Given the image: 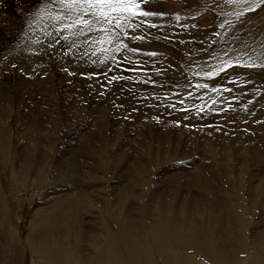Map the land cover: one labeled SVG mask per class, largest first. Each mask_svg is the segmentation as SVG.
Returning a JSON list of instances; mask_svg holds the SVG:
<instances>
[{
  "label": "bare ground",
  "instance_id": "6f19581e",
  "mask_svg": "<svg viewBox=\"0 0 264 264\" xmlns=\"http://www.w3.org/2000/svg\"><path fill=\"white\" fill-rule=\"evenodd\" d=\"M157 17L151 16V19L148 20ZM203 19L205 20V17ZM137 20L134 23L140 26L134 30L140 37L144 38V41L150 39L153 43L144 45L145 47L139 45L142 50L147 47L156 48L163 44L160 43V38L155 37L154 33L159 37L160 35H166L165 31L168 28L166 23L168 21L157 19L155 22L153 20L158 28L162 27L160 29L162 31L159 33V29L158 32H155L145 29L144 24L141 25L142 22L140 21H144L145 17L140 21ZM16 21H9L7 26L17 28L19 23ZM240 21L239 24H242ZM226 25L228 24L226 23ZM234 28H237V26ZM208 30L186 31L191 37H189L190 40L187 46L198 45L200 47L201 43L206 41L209 36L210 30ZM233 31L235 30L233 29ZM182 34L187 36L185 31ZM195 35L200 38L192 40ZM166 36L170 37L169 35ZM169 39L174 41L171 37ZM253 41L247 43V46L250 44L249 48L247 46L243 47L244 49L241 47L240 54L248 55L251 52L250 49H256L259 44H254ZM173 44L170 43V46L166 42L164 43V45L171 48H174L175 45ZM142 50H136L130 54L133 58L129 57L128 54H121L116 59H111L113 61L109 60L108 70L114 66L117 70L108 72L109 78H112L108 86L110 90L108 93L106 92V100L97 106L99 113L102 114V119L96 116V108H90L87 111L80 109V115L87 112L86 117H83L84 121L81 122L76 130L77 132L69 137L60 164L62 167L69 166L73 169L74 171L70 173L75 174L81 183L78 181L70 183L72 187L70 189L75 188V191L58 193L52 197L50 204L34 210L28 225L29 233L25 237L33 252L41 258L33 264H63L66 262L76 264H122L120 260L116 262V258L120 256V259L121 256H124L123 253L129 259H132V264H264V230L259 229L252 232L250 230V216L253 214L254 208L264 210V170L259 174V178L254 180L258 174L256 175L252 169H249L250 165L241 164L238 171H233V167L228 168L229 163L234 160L239 163L243 159L252 166L264 162V94L255 95L246 88L244 89V86H233L232 88V84L228 83L235 77L232 70L227 76L225 75L224 79L228 83L226 85L231 92L232 90L238 91V98L235 96L237 100L235 102L231 101L230 104L227 101L228 97L225 91L227 87L225 88V84H216L213 94H207L204 90L195 91V89L188 87L189 81H182L181 70H179V65L175 61L165 60L164 57H151L148 59V56L144 55ZM121 57L125 62L118 61ZM130 61H133L132 65H129ZM134 61L141 63L142 66L140 65V67L146 75V77L143 75L140 80L145 78L158 80L161 86L144 93L140 91L142 88L139 87L140 83L135 82V84L133 81L135 79L130 80L125 75L123 76V73L132 74L137 71L133 69L136 67ZM80 68L84 70L74 68L76 76L72 78L70 86H65V83L60 81L54 86L51 85L53 90L64 87L60 92V98H57L60 102L56 104L54 101L55 106L59 107L58 110L56 109L57 112L54 111V107H50L52 116L48 111L43 116L40 113V109L46 106L43 96L28 93V96L24 98L20 121L26 127L25 138L31 140L36 147H45L43 153L46 149L55 145L53 133L56 127V119L63 118L66 123L70 120V117L66 115V109L68 108V105L65 104L66 101L75 106L76 103L73 97L80 96L81 102L88 100L89 105L92 106L96 103L94 100L87 99V91L83 89L85 83L80 81V78L78 79L81 73L86 74L90 71L86 70L85 66ZM18 72L16 71L13 74H18L17 80H26L24 78L29 76L27 72H20L23 76L19 75ZM91 72L93 71L91 70ZM244 72H237L241 82L245 79ZM51 74L53 77V73ZM251 78L254 79L253 76ZM205 79H209V77L205 76ZM249 80H244L243 84ZM169 82L176 85L175 90L168 89L167 84ZM39 85L41 84L38 81V84L36 83L34 86ZM145 87L146 91L151 89L148 86ZM164 87L169 90V93H172L169 96L171 101L166 100L167 90ZM51 88L49 87L50 91ZM113 91L116 93L115 95ZM220 93H225L226 97L219 98ZM229 94L231 97L233 96L231 93ZM135 96H141L144 100L136 102L133 100ZM94 98L95 95L91 97V99ZM10 99L11 95L5 90L4 86H1L0 154L2 157H4V150L5 156L8 153H6V148L9 132L4 127L1 119L5 106H8L7 100ZM181 102L183 104H180ZM115 103L116 107H114ZM240 103L243 105L242 107H240ZM185 107L190 108L189 111L183 112ZM243 107L246 108L242 110ZM111 108H113L112 115L108 118L106 112ZM55 113L64 116L59 118L61 115L54 116ZM166 114H168V117ZM163 115L167 118H163ZM195 115H202L203 122H200V118L198 119ZM153 117L161 119L162 123L154 125ZM217 117L221 118L217 120ZM232 118L236 121L231 120ZM120 120H124V125L127 123L132 130L147 131L151 139H175L176 142L168 143L169 148L164 160L172 158L195 160V157L190 158L192 155H187L195 150V146L198 152L201 151L203 158L208 159V161H204L214 162L215 166L212 167L209 164L203 165V168H199L195 172H187L186 170L180 174H167L165 179H162L163 176H159L157 183L165 184L164 186L168 188L167 192L165 190L159 191L152 199L142 198L140 194L145 193L144 189L148 188L147 186L143 188L147 182L145 180L152 176H149V173L153 172H151L150 166H147V159L144 158V152L150 153V150L147 145L131 139L133 134L129 130H126L127 135L122 136L123 133L119 127ZM219 120H222V122L220 123ZM132 121L134 122L132 123ZM171 122H180L181 124L177 123L179 125L177 126V124H171ZM200 123L212 124V128L208 130V126H206L205 128L208 131H199L202 125ZM191 125H196V127L200 125V129H197L199 132L191 130L187 134L188 137H183L187 129L191 128ZM153 131L156 132L155 136L152 135ZM140 134L143 135L141 132ZM210 134L213 136L211 137ZM135 135L137 136L136 131ZM71 140H77L78 143L73 145L70 143ZM182 141H185L190 148L186 146L177 148V146H174L176 144L182 146ZM105 142H111L114 145L113 149H110V154L107 153L109 148L105 147ZM208 146L213 149L210 150ZM214 146L218 149H214ZM229 146L233 147L234 155L231 154L232 150L231 153L228 151L229 148L232 149ZM234 146H236V149ZM36 147L33 152L40 154ZM207 147L210 151H213L212 155H210ZM136 152H140L144 156H138L140 159L139 164L132 161L122 166V170L124 168L125 170L121 175H126L125 177L129 181L126 184H122V182L114 187V190L119 193V198L114 197L111 206L105 199L107 197L105 191L101 192L100 190H106V184L95 183V180L100 174L103 175L104 179H107V175L103 170L107 169L111 162V160L108 161L109 157L112 156V164L109 169H116V166H118L117 156H129ZM221 152V156L217 158ZM17 156L21 158L25 156L26 163H21L18 169L20 171L19 177H26L31 168L29 163H34L35 160L33 158L26 160L28 154L24 151L19 152ZM214 158L217 159L212 161ZM85 177L90 180L83 181ZM130 180H132V183H130ZM193 191H198L201 194L211 192V198L219 194L221 199L215 197L217 199L207 202L206 199L194 195ZM0 192L3 195L0 198V264H22L24 245L22 247V241L16 228L11 227V222H7L11 210L8 208L9 204H6L5 194L1 189ZM126 192H129V194L127 195ZM101 193L103 194L102 198L99 197ZM246 195L249 197L248 200L245 199ZM48 197L49 195L45 199ZM132 197L142 199L143 203L137 206L138 204L135 201L137 205L131 206L129 202ZM189 197L191 198L189 199ZM242 197L245 203L242 202ZM98 200H102L103 203H99ZM1 204L9 210L8 215L1 212ZM112 209H115V211H112ZM211 211L217 212L214 217ZM203 213L209 214V222L195 219ZM225 215L229 232L220 246L218 245V238L220 233L223 234L226 226ZM213 218L216 223L212 222ZM217 219H220L219 223L222 224L223 228L218 233ZM3 224H7L5 230H3ZM171 224L184 229L182 235L178 234L175 228L174 230L166 229ZM232 225H236L235 233L231 231ZM3 236L9 238V241L5 242L4 248L1 247ZM82 236L85 241L92 243L89 250L88 244L79 243ZM179 240H181V243H179ZM240 253L247 255L242 257L239 255ZM125 259L124 257V263ZM204 261H208V263H204Z\"/></svg>",
  "mask_w": 264,
  "mask_h": 264
},
{
  "label": "rangeland",
  "instance_id": "374dc122",
  "mask_svg": "<svg viewBox=\"0 0 264 264\" xmlns=\"http://www.w3.org/2000/svg\"><path fill=\"white\" fill-rule=\"evenodd\" d=\"M168 1L169 0H146V2L142 4V8L145 11L156 13L155 15H151L152 17L153 16L159 17L153 19L155 22L157 21V19L160 21H162L163 19L168 21L166 23L168 28L167 31H165L166 32L165 34L173 38L174 41H171L169 39L170 37L166 35H160L159 37V35L153 32L155 37L160 38L161 39V40L159 39L160 43L162 42L163 44H161L159 47L156 48L147 47V48H143L142 50L139 45L145 47L144 45L153 44V43L152 41H150V39L144 41V38L143 39L134 38V37H140V35L136 32V30H134L135 28L129 27L125 30H119V34L116 36L115 42H113L112 44H108V43L98 44L97 41H100L103 37L99 31L95 30V26L92 32L89 33L85 30L84 33H81L79 35H71L68 31H64V32L58 31L61 25L56 21L50 19L49 15L47 14V13H55L60 11L59 5L53 3V0H0V87L4 86L5 90L9 93V95H11V99L7 100L8 106L7 105L5 106V111L3 112V117L1 119V122L4 123V127H6V129L9 132L8 145L6 148L7 150L6 153L7 152L8 153L5 156V150H4V157H2L0 154V189L2 190L3 194H5L4 195L5 198H7L6 204L7 203L9 204L7 205L8 208L11 210L10 211L11 215H8L9 210L3 204H1V212L4 215L9 216L7 222L8 223L11 222L10 223L11 227H15L16 231L20 235L22 241V247L24 245L22 264H33L37 262L38 259L41 260L39 255L33 252L31 247L27 244L25 240L26 235H28L29 233L28 225H29V221L32 218L34 210L39 207H43L50 204L52 197L57 195L58 193H66L76 190L75 188L70 189L72 188L70 183L78 181L76 175L70 173L74 170L71 169L69 166L62 167L60 161L62 158V154L64 153L65 146L67 142H69L68 140L69 137L77 132L76 130L81 125V122L84 121L83 117L84 118L86 117L87 112H85V114L83 115H80V109H84L85 111H87L90 108H96L95 111L96 116L99 119H102V114L99 113L97 106L102 101L106 100V96H107L106 92L108 93V91L110 90L108 86L110 85L112 78L111 77L109 78L108 72H110V70L112 71L117 70L115 69V66L109 68L110 70H108L107 67L108 64L110 63V61H113L111 59H116V57H118L121 54L130 55L136 50H142L143 54L148 56V59H150L151 57H155V58L164 57L165 60L175 61L179 65V70H181L180 74L181 77H183L182 81H187V82L189 81L188 87L195 89V91L204 90L205 92H207V94H211V93L213 94L217 85L219 84L221 85V83L225 84V88L226 87L228 88L225 89V91L227 92L226 94L228 100L227 99L225 100L229 101L230 104L232 102H235V100H237L238 91L232 90L231 92L229 90V87L227 86L228 83L232 84V88L233 86H237V87L244 86L243 87L244 89L246 88V90L251 91L255 95L264 94V67H262L263 69L262 70L261 66H259V65H264V27H263L264 3H260L259 6H256L259 0H249V2L252 3L253 5L252 9L248 11H244V14L238 17L237 13L243 11L242 0H170L169 2ZM45 5L48 6L47 12L41 13L40 9L43 8ZM245 15L247 16V18ZM151 16H149L148 18L145 17L144 21L141 20L143 17H140L141 19L139 18L138 20L139 21L141 20L140 21L142 22L141 25L144 24L146 26V28L144 26L145 29L158 32L160 29H162V27L160 26V28H158V26L155 24L153 20H148L151 19L150 18ZM204 17L205 20L203 19ZM243 18L244 19L246 18L247 20L245 19L246 20L245 21ZM236 19L238 20L236 21ZM11 20L18 21L19 24L17 28L7 26V24ZM239 21L242 24H239ZM226 23L228 25H226ZM149 25H153V26L149 27ZM236 26L237 28H234ZM206 28L210 30L207 40L201 43L200 47L198 45H193L191 47H188L187 46L189 43L188 41L190 40L191 37L186 31L187 30L199 31ZM231 28H233L235 31H233V29ZM225 30L226 32H224ZM161 31L162 30H160L159 33ZM184 31L187 36H183L182 33ZM65 36L68 37L67 40H65ZM197 38L200 37H198V35H195V37L194 36L192 37V40L193 39L198 40ZM121 41L127 44L128 47L121 48V50L117 51L116 50L117 44H119ZM250 41L251 42L253 41L254 44L258 43L259 45L256 46V49L253 50L250 49L249 51L251 52L248 55L240 54L241 47L242 48L246 47L247 43H250ZM165 42L169 45L170 43L171 45L172 43H174L173 44L175 45L174 48L164 45ZM247 47L249 48L250 44ZM129 57L133 58V56L131 55ZM118 61L125 62L123 61L122 57ZM132 62L133 61H130L129 65H132ZM224 62H231L234 65L237 63L244 64L245 62H248V63H254L257 66L256 67L233 66V67H227L226 70H221V65ZM83 64H85L84 66L85 68H87L86 70H89L90 72L89 73L87 72L86 74L81 73L80 74L81 76L79 75L78 79L80 78L79 80L85 83L83 89L84 91H87L88 98L87 97L86 98L90 99L91 101L94 100L96 103H94L95 105L92 106L89 105L88 100L81 102L80 96L73 97V100L76 103L75 106L69 104L68 101H66L65 104L68 105V108L66 109V115L67 117H70V120L68 121V123H66L65 121H63L62 118L64 115L60 113L54 114V116L60 114L61 116H59V118H62V119H56V127L53 133V136L55 138V145L52 148L46 149L45 153H43L45 147H41V146L36 147V145L33 144L31 140L25 138L26 127L25 124L24 123L21 124L22 121H20V118L23 113L22 110L24 105V98L28 96V93L29 94L32 93L36 96H43V98L45 99V101L44 100L43 101L44 103L46 102V106L40 109V113L42 116L47 111L51 115L50 107H54L55 108L54 111L57 112L59 107L55 105L60 102L57 98H60L61 95L60 92L64 87H62L61 89L53 90L51 88V85L54 86L60 81L65 83V86H70V84L72 83V78L76 76L74 68H79L80 70H84L80 68V67H84ZM140 65L141 63L136 62L135 66L137 68L136 67L133 68L137 70L136 72L134 71L132 74L123 73L122 75L123 76L125 75L130 80L135 79L133 80L134 83L135 82L137 84L140 83L139 87L140 86L142 87L140 91H143L144 93L152 91L153 88H159L158 86H161V84L159 83L158 80H151V79L148 80L146 78L140 80L141 77H143L144 75L143 69L140 67ZM91 70L93 72H91ZM232 70L235 73V77L232 78V81L230 80L228 83H226L224 78L229 74V72L231 73ZM16 71H19L18 72L19 75H21L20 72L22 73L27 72L29 73V76L24 78L26 80H21V79L17 80L16 77L18 76V74L16 73L15 75H13ZM239 71L240 72L245 71L244 73L247 77L243 75L245 77L244 80L250 79L245 84H243L244 80L241 82L240 76L237 75L238 74L237 72ZM51 73H53L54 75L53 77ZM144 76L146 77V75ZM205 76L209 77V79H205ZM252 76L254 77V79L251 78ZM38 81L41 85L34 86L36 83L38 84ZM145 86H148L151 89L146 91ZM49 87L51 88V91L49 90ZM167 87L168 89L173 90L174 88H176V85L169 82L167 84ZM165 89L167 90V91L165 90L167 92V96H165V98L167 101H171L169 96H171L172 93H169V90L167 88ZM229 93H231L233 96L231 97ZM113 94L115 95L116 93L113 91ZM220 94L221 96L219 95V98H222L223 96L226 95L225 93H220ZM93 95H95V98L91 99ZM133 100H135L136 102H142L144 98L142 99L141 96H135ZM54 101L56 102V104ZM180 104H183V102H181ZM240 105H241L240 107L243 106L241 103ZM62 106L65 107L64 104H62ZM114 107H116V103ZM245 108L246 107H243L242 110H244ZM189 109L190 108L185 107L183 108V112H187L189 111ZM112 110L113 108H111L109 111L106 112L108 118H110V116L112 115ZM166 116L168 117V114H166ZM195 116L198 119L200 118V122H203L202 115H201L202 117L200 115H195ZM167 117L163 115V118H167ZM114 118L115 116L113 117V119ZM219 118L221 117H217L216 119L218 120ZM152 119H154L155 122L154 125H158L162 123L161 119H155L154 117ZM231 120L234 119L232 118ZM120 121L121 123L119 124V127L121 128V132L123 133L122 136L127 135L126 130H129L133 134L131 139H135L139 143H143L147 145V147L150 150V153L144 152L145 156L143 154H140V152H136L135 154H131L129 156L119 155L117 156L116 159L118 163L116 169L113 168L109 169V167L112 164V156L109 157L108 161L110 162L111 160V162L109 163L107 169L103 170V172L106 173L107 175V179H104L103 175L100 174L99 177L95 180V183L102 185L106 184V190L105 189L103 190L100 189V190L101 192L105 191L107 195L105 199L106 201H108V204L110 203L111 206L114 197L119 198V193L116 190H114V187L120 185L122 182H123L122 184H126V182L129 181L128 179H126L125 177L126 175L125 176L121 175V173L125 170V168L122 170V166L125 163L127 162L131 163L132 161L136 164L137 163L139 164L140 163V159L138 158L139 155H142L144 156V158L147 159L146 160L147 166L148 167L150 166L151 172L153 171L152 173H149V176L150 175L152 176H150L145 180L147 182L146 185L143 186V188H145L146 186L148 187L144 189V191L146 192L140 194L142 198H146V199L154 198V196L159 191L165 190L167 192L168 188L164 186L165 184L157 183L159 176H163L162 179H165L167 174L168 175L180 174V173H184V171L186 170L187 172H195L199 168H203L204 167L203 165L210 164L212 167L215 166L214 162L211 161L205 162L208 161V159L203 158L201 151L199 150L198 152L195 146L194 149L196 151L194 150L191 151L189 154H187L189 156L192 155V157L190 158L195 157V160H188L186 158H172V159L164 160V158L167 156V149L169 148L168 143L176 142L175 139L173 138L168 140H164V139L157 140V138L151 139L147 131L132 130L129 128L127 123H125L124 125L123 123L124 120H120ZM133 122L134 121H132V123ZM219 122L221 123L222 120H219ZM219 122H217V124H219ZM177 123L181 124L180 122ZM177 123L171 122V124H177ZM178 124L177 126H179ZM203 124L201 125V130L199 131H206L207 128L208 130L212 128V124H204V125ZM197 126L198 127H196V125H191V128L189 127V129H187L188 132L186 131L183 137H188L187 134L191 130L195 132H199L197 129L200 127V125ZM206 126L208 127L205 128ZM135 131L137 132V136L135 135ZM140 132L143 134L142 136ZM155 133L156 132L153 131L152 135L155 136L154 135ZM210 136L212 137L213 135L210 134ZM70 143L76 145L78 141L71 140ZM104 145L105 147L109 148L107 150V153L110 154L111 153L110 149H113L114 147L113 143L105 142ZM174 146H177V148L178 147L181 148L184 146L190 148V146L186 144L185 141H182V146L177 144ZM35 147L40 154H35L33 152ZM208 147L210 148V150L213 149L211 148V146ZM215 147L216 146H214V149L217 150L218 148ZM234 147L236 149V146ZM231 148L232 149L229 148L228 151L230 152L232 150L231 151L232 153L231 152L230 153L233 154L234 149L233 147ZM21 151H24L25 153L28 154L26 160H28L29 158H33L35 160L34 163H29L31 165V168L29 169V172L26 174V177L23 176L22 178L19 177L20 171L18 167L21 163L25 164L26 162L24 160L25 156L22 158L17 156V154ZM127 151H128V146H127ZM212 152L213 151H210V155H212L211 154ZM221 154L222 152L219 153V156L217 158H219ZM217 158L212 159V161H214ZM234 161L229 163L228 168L233 167L232 168L233 171H238V169L241 168V164L250 165L249 169H252L256 175L258 174L257 178H255L254 180L258 179L259 174L261 173L262 170H264V162H260L259 164L252 166L249 162L247 164L246 161L243 159L240 161L241 163L240 162L238 163L237 160ZM216 171L218 172L217 169ZM89 180L90 179L86 177L83 179V181H89ZM130 183H132V180H130ZM19 186H21V188H19ZM210 193L201 194L198 191H193L194 195L206 199L207 202H210L211 200L217 198L221 199V195L219 194H216L214 197L211 198ZM126 194L128 195L129 192H126ZM48 195L49 197L45 199V197H47ZM2 197L3 195L0 192V198ZM99 197L102 198L103 194L101 193ZM135 198L132 197L131 201L129 202L131 206H134V204H136L135 201L138 204V205L136 204L137 206H139L140 203H143L142 199L136 198L135 200ZM190 198L191 197H189V199ZM245 199L246 200L249 199L248 195H246ZM98 201L99 203L100 202L103 203L102 200H98ZM242 202L245 203L243 197H242ZM112 211H115V209H112ZM211 212L213 217L217 213L216 211H211ZM225 218H226L225 229L223 231V234L220 233L219 235L220 239L218 238V245L220 246L223 244V239L226 238L229 232L226 215ZM195 219L203 220L204 222H209L210 216L207 213H203V214H199L198 217H195ZM250 220H251V227H250L251 232L259 229L264 230V210L254 208V212L250 216ZM219 221L220 219H217V233L218 231H222L223 229L222 224H220ZM212 222H215L214 218L212 219ZM172 225L173 224L169 225L166 229L169 230L170 228V230L171 229L174 230L175 228L177 233L182 235L181 233L184 231V229ZM6 226L7 224L6 225L3 224V230H5ZM235 230H236V225H232L231 231L235 233ZM7 241H9V238L3 236V240L1 242L2 248H4V244ZM79 243H83L85 245L88 244V250L89 247L92 246V243L90 241H85L83 236L80 239ZM179 243H181V240H179ZM122 255L124 256H121L120 259H119L120 256L116 258V262H119L120 260L122 264H129V260H130V264L133 263L131 262L132 259H129L127 256H125L124 253ZM239 255L245 257L247 254L240 253ZM124 257L126 258L125 263H124ZM200 263L202 262L200 261ZM204 263H208V261H204ZM63 264H76V263L66 262Z\"/></svg>",
  "mask_w": 264,
  "mask_h": 264
},
{
  "label": "snow or ice",
  "instance_id": "6c2138e0",
  "mask_svg": "<svg viewBox=\"0 0 264 264\" xmlns=\"http://www.w3.org/2000/svg\"><path fill=\"white\" fill-rule=\"evenodd\" d=\"M146 0H53L60 7L59 12L47 13L50 19L61 25L58 29L60 32L68 31L71 35H79L94 30L102 34V39L97 41L98 44L115 42L119 30H125L129 27L138 28L140 25L134 23L140 17H149L155 15L142 8ZM264 3V0H259L256 6ZM243 11L237 13L238 16L243 15L244 11L251 10L253 5L249 0H242ZM48 6L45 5L40 9L41 13L47 12ZM179 18V17H178ZM153 25H149L151 27ZM143 39V37H134ZM68 37L65 36V40ZM127 44L122 41L117 44L116 50L127 48ZM154 55V54H153ZM242 66L256 67L254 63L245 62L244 64H233L224 62L221 65V70H226L227 67ZM264 67V65H259Z\"/></svg>",
  "mask_w": 264,
  "mask_h": 264
},
{
  "label": "crops",
  "instance_id": "0c3cea01",
  "mask_svg": "<svg viewBox=\"0 0 264 264\" xmlns=\"http://www.w3.org/2000/svg\"><path fill=\"white\" fill-rule=\"evenodd\" d=\"M207 29V28H206ZM188 31V30H187Z\"/></svg>",
  "mask_w": 264,
  "mask_h": 264
}]
</instances>
